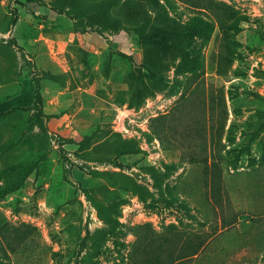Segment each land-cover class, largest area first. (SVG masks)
Wrapping results in <instances>:
<instances>
[{
	"label": "rangeland",
	"instance_id": "374dc122",
	"mask_svg": "<svg viewBox=\"0 0 264 264\" xmlns=\"http://www.w3.org/2000/svg\"><path fill=\"white\" fill-rule=\"evenodd\" d=\"M0 264H264V0H0Z\"/></svg>",
	"mask_w": 264,
	"mask_h": 264
},
{
	"label": "crops",
	"instance_id": "0c3cea01",
	"mask_svg": "<svg viewBox=\"0 0 264 264\" xmlns=\"http://www.w3.org/2000/svg\"><path fill=\"white\" fill-rule=\"evenodd\" d=\"M18 21L15 22L14 28L13 30L15 31V33L17 32V39L19 42H21V38H32L33 42L35 43V45H31L30 43L26 42L25 46L27 48V50H31L33 52L34 55V60L35 62L38 64V66H40L43 69H49L48 67L51 64H60V60L61 56L63 54H65V52L69 49L68 47L63 45V42H60V44L58 45L57 48H55L54 46L51 45L50 41L52 40L53 37H51L50 35H43L40 37H36L35 35H29L26 33H23V31H19L18 28ZM36 37V38H35ZM67 37H69L71 42V38L73 37L74 39L76 37H80L81 39H83V45L85 46V48H87L88 50H93L96 49L97 47V43H101V38L104 39L105 37H103V35L96 33V32H85V33H71L70 35H68ZM58 54L60 55V57L58 56ZM73 55V54H72ZM77 113H70L71 117H74ZM69 115V114H68Z\"/></svg>",
	"mask_w": 264,
	"mask_h": 264
}]
</instances>
